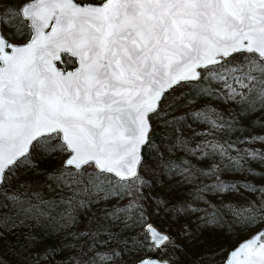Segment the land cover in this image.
<instances>
[{
	"label": "snow or ice",
	"instance_id": "obj_1",
	"mask_svg": "<svg viewBox=\"0 0 264 264\" xmlns=\"http://www.w3.org/2000/svg\"><path fill=\"white\" fill-rule=\"evenodd\" d=\"M17 36L22 43L10 39ZM61 54L79 66L61 71L54 63ZM201 79L220 82L229 100L239 96L249 107H264V0H23L5 7L0 11V186L18 168H34L31 153L39 150L65 156L60 169L45 175L75 185L72 199L81 193L107 198L102 175L139 179L147 118L164 94ZM252 139L264 141V136ZM246 155L264 162V153L247 150ZM242 187L259 192V204L252 201L233 214L246 226L264 222V186ZM215 190L234 191L237 185L220 182ZM3 198L22 212L37 207L24 208L16 194L5 192ZM123 211L112 216L118 219ZM89 236L93 254L84 264H115L120 252L95 251L97 233ZM144 236L154 247L171 240L151 224ZM227 264H264V228L231 251Z\"/></svg>",
	"mask_w": 264,
	"mask_h": 264
},
{
	"label": "trees",
	"instance_id": "obj_2",
	"mask_svg": "<svg viewBox=\"0 0 264 264\" xmlns=\"http://www.w3.org/2000/svg\"><path fill=\"white\" fill-rule=\"evenodd\" d=\"M18 1L23 0H0V8ZM59 64L71 66L73 58L62 54ZM226 93L220 82L203 79L167 91L148 115L139 179L102 175L107 198L81 193L72 199L75 185L45 175L60 169L63 156L33 150L35 167L18 168L0 186V264H74V259L84 264L93 254L90 233H97L95 251L120 252L115 264H134L149 254L176 264L216 263L255 224L264 228V222L246 226L233 214L252 201L259 204L260 193L242 185L264 183V162L246 155L247 150L264 153V141L252 139L264 136V107H249L239 96L229 100ZM210 121L222 127L213 128ZM83 170L96 171L94 166ZM220 182L236 184L237 190L216 191ZM5 192L20 196L24 208L37 207L19 211L20 205L4 200ZM119 209L124 211L114 218ZM147 221L165 230L170 242L154 247L145 240Z\"/></svg>",
	"mask_w": 264,
	"mask_h": 264
},
{
	"label": "water",
	"instance_id": "obj_3",
	"mask_svg": "<svg viewBox=\"0 0 264 264\" xmlns=\"http://www.w3.org/2000/svg\"><path fill=\"white\" fill-rule=\"evenodd\" d=\"M78 2H79V0H78ZM83 2H84V3L98 4V3L100 2V0H98V1L84 0ZM22 3H23V1H22L20 4H22ZM20 4H19V5H20ZM45 31H48V30L46 29ZM12 42H13V43H22L23 40H21V41H12ZM61 55H62V54H61ZM59 62H60V60H59V61H55L54 63L56 64V67H57L58 69H60L61 71H66V72H67V71H74V70H75V67H78V66H79V65H78V61H76L75 58H73V64H72L71 66H66V67H64V66L60 65ZM147 119H148V118H147ZM148 125H150V123H149V119H148ZM148 129H149V128H148ZM146 137H147V134H146ZM145 140H146V138H145ZM142 145H143V144H142ZM142 145H140V148H139V157H140V159H141V148H142ZM64 158H65V156H63V158H62V163H63ZM139 161H140V160H139ZM138 164H139V163H138ZM136 171H138V165H137ZM113 175H114V174H113ZM114 176H115V175H114ZM262 186H264V183H263ZM147 224H151V225H153V226L155 227V229H156L158 232H160L161 234H164V235H167V236H168V234H167V232H166L165 230H163V229H159L156 225H154V224H153L152 222H150V221L145 222V224H144V229H145V227H146ZM261 229H262V227H256V228H254L252 231H250L247 235H245L244 237L238 239V240H237V241H236L231 247H229V248L227 249V251H226L224 257H223L220 261H218V262H216V263L201 262V263H199V264H227V260H228V258H229V253H230L231 251H233L235 248H237L238 245H239L241 242L247 240L248 238H250L251 236H253L255 233H257L258 231H260ZM149 241H150V240H149ZM150 242H151V241H150ZM151 243H152V242H151ZM141 260L154 261L155 264H163V262H167V264H176L174 261L168 260V259H166V258L159 257V256H157V255H155V254L144 255V256L140 257L139 259H137V260L135 261L134 264H137V262H138V261H141Z\"/></svg>",
	"mask_w": 264,
	"mask_h": 264
},
{
	"label": "rangeland",
	"instance_id": "obj_4",
	"mask_svg": "<svg viewBox=\"0 0 264 264\" xmlns=\"http://www.w3.org/2000/svg\"><path fill=\"white\" fill-rule=\"evenodd\" d=\"M95 1H98V0H95ZM21 2H22V1H18L17 4H16V6L19 5ZM10 6H12V7H16V6L12 5V4H10ZM1 10H2V8H0V11H1ZM21 40H22V39H21L20 37H17V39H15V40H13V41H21ZM261 179L264 181V176H262ZM195 214L197 215V214H199V212H197V213H195ZM254 226L257 227V224H255ZM255 227H254V228H255Z\"/></svg>",
	"mask_w": 264,
	"mask_h": 264
}]
</instances>
